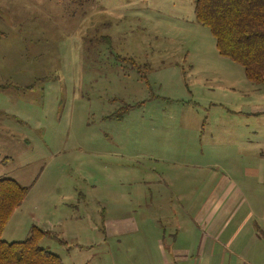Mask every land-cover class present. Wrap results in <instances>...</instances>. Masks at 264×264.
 Here are the masks:
<instances>
[{
  "label": "rangeland",
  "instance_id": "374dc122",
  "mask_svg": "<svg viewBox=\"0 0 264 264\" xmlns=\"http://www.w3.org/2000/svg\"><path fill=\"white\" fill-rule=\"evenodd\" d=\"M194 5L0 0V177L28 188L4 240L37 226L50 232L40 246L64 264H164L157 239L180 210L176 189L212 188L225 141L260 124L242 113L264 99L219 54ZM199 131L220 144L201 143ZM178 176L167 206L145 217L149 181Z\"/></svg>",
  "mask_w": 264,
  "mask_h": 264
},
{
  "label": "crops",
  "instance_id": "0c3cea01",
  "mask_svg": "<svg viewBox=\"0 0 264 264\" xmlns=\"http://www.w3.org/2000/svg\"><path fill=\"white\" fill-rule=\"evenodd\" d=\"M256 85L262 86L258 94L264 93V84ZM255 101L242 114L246 119L256 118L260 124L244 123L245 131L239 137L230 135L234 139L225 141V159L214 163L223 165V172L211 183L212 188L202 196L194 188H190L191 194L176 189L174 201L182 214L173 209L165 222L170 225L169 231L166 228L163 238L157 239L164 264H264V99ZM194 135L201 143H219L218 136L205 131ZM190 139L194 145L195 140ZM192 163L193 167H207ZM198 177L190 178L193 185ZM180 179L149 181L155 188L148 190L150 204L144 207L145 217L152 216L156 203L160 208L167 206V190L174 192L175 184L181 187ZM160 183L164 190L156 189Z\"/></svg>",
  "mask_w": 264,
  "mask_h": 264
},
{
  "label": "trees",
  "instance_id": "16d2710c",
  "mask_svg": "<svg viewBox=\"0 0 264 264\" xmlns=\"http://www.w3.org/2000/svg\"><path fill=\"white\" fill-rule=\"evenodd\" d=\"M198 24L210 29L221 56L239 63L248 80L264 84V0H194ZM28 188L0 177V264H64L40 246L50 232L33 226L24 240L3 239L4 228Z\"/></svg>",
  "mask_w": 264,
  "mask_h": 264
}]
</instances>
